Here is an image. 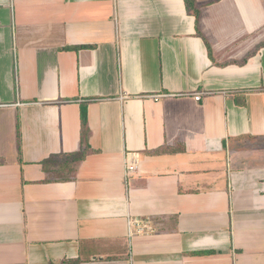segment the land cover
I'll return each instance as SVG.
<instances>
[{"label": "crops", "instance_id": "crops-1", "mask_svg": "<svg viewBox=\"0 0 264 264\" xmlns=\"http://www.w3.org/2000/svg\"><path fill=\"white\" fill-rule=\"evenodd\" d=\"M195 6L0 0V264H264V0Z\"/></svg>", "mask_w": 264, "mask_h": 264}, {"label": "built area", "instance_id": "built-area-1", "mask_svg": "<svg viewBox=\"0 0 264 264\" xmlns=\"http://www.w3.org/2000/svg\"><path fill=\"white\" fill-rule=\"evenodd\" d=\"M203 93H204L203 91H195L193 93V98L196 101H199L201 100ZM167 95L168 94H164V93H156V94H151L149 97L153 98L154 100H158V98ZM124 162H125V176H128L137 167V154L134 152L127 153ZM132 225L135 228L134 230H132L131 227H129L128 229L129 236L137 233H142L145 231L147 232L152 229L148 224L140 223L138 220L133 221Z\"/></svg>", "mask_w": 264, "mask_h": 264}, {"label": "trees", "instance_id": "trees-1", "mask_svg": "<svg viewBox=\"0 0 264 264\" xmlns=\"http://www.w3.org/2000/svg\"><path fill=\"white\" fill-rule=\"evenodd\" d=\"M185 2H186V5H187L188 8H191V9H193L195 11L196 17L198 18V10H197V8L195 6V0H185ZM81 121H82L83 124H85V121H86L85 114H83L81 116ZM81 158H82V156H79L78 153L77 154H71L70 162L76 161V160L81 159Z\"/></svg>", "mask_w": 264, "mask_h": 264}]
</instances>
